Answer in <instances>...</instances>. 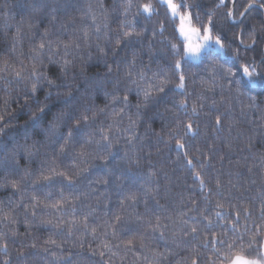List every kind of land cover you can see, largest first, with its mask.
I'll list each match as a JSON object with an SVG mask.
<instances>
[{"label": "snow or ice", "instance_id": "6c2138e0", "mask_svg": "<svg viewBox=\"0 0 264 264\" xmlns=\"http://www.w3.org/2000/svg\"><path fill=\"white\" fill-rule=\"evenodd\" d=\"M61 9V0H31L30 16L15 25L9 12L0 11V31L6 35L15 28L9 46L0 49L6 57L0 59V88L21 89L12 102L22 99V108L27 109L23 114L28 116L22 132L5 122L6 115L9 121L15 117L9 115V100H4L0 188H10L12 196L0 201V264H12L13 259L28 264L30 255L36 258L32 264H73L71 249L83 250L86 244L99 264H123L128 253L133 264H264V151L253 154L254 164L246 163V156L241 158L244 163L237 160L228 173L238 177L240 168L260 169L262 182L255 194L238 180H223L218 170L212 175L213 157L208 154L216 151L218 141L229 152L234 150L230 140L222 141L218 135L225 128L229 137L234 128L239 137L245 134L239 124L250 113L260 112L264 120V105L250 95L257 87L264 88V48L258 57L247 55L257 51L264 33L245 23L253 12L264 14V0H113L111 9L103 0L95 5L88 0L80 9L79 26L73 21L71 34L55 30ZM141 16L157 19L151 28L138 31ZM113 23L118 30L111 28ZM85 54L89 61L102 62V74L76 71ZM205 61L210 75L201 78L198 92H190L189 81L193 86L197 82L192 79L195 73L186 70ZM244 96L248 104L241 103ZM101 97L103 107L95 103ZM205 107L216 113L211 134L204 132L211 143L208 152L196 148L190 155L188 138L201 134L194 118ZM157 120L160 131L153 126ZM145 124L141 134L138 128ZM150 137L178 150L173 163L190 170L199 198L172 192L169 171L157 168L150 152L144 154ZM244 147L251 152V138ZM41 154L45 159L36 169H21V160L34 164ZM61 157L71 163L61 167L57 163ZM145 160L147 171L142 170ZM94 171L106 175L92 177ZM161 179L169 183L162 185ZM138 180V190L132 191ZM249 183L256 185L255 180ZM56 184L62 187L53 198ZM113 188L120 212L110 209ZM16 196L19 199H13ZM102 200L103 219L92 223L99 219ZM141 202L143 212L138 210ZM84 208L87 211L78 215ZM21 224L24 233L19 231ZM34 228L53 229L66 239L58 242L50 236L38 245L32 237L13 256L8 240L31 237ZM88 236L99 243L93 247Z\"/></svg>", "mask_w": 264, "mask_h": 264}, {"label": "trees", "instance_id": "16d2710c", "mask_svg": "<svg viewBox=\"0 0 264 264\" xmlns=\"http://www.w3.org/2000/svg\"><path fill=\"white\" fill-rule=\"evenodd\" d=\"M88 0H80V3L77 4L75 0H61L62 3V9L59 13L56 14V22H55V30L58 31H67L69 34H71L75 28L73 26V21H75V26H79L80 24V16L82 15V12L80 9H82L84 6H86V3ZM91 2L95 5L97 3V0H91ZM141 2H146V0H141ZM242 3L243 0H240ZM31 3V0H0V11L9 12L11 16L13 17L11 19V23L15 25L18 23L21 19H27L30 16L29 11V5ZM103 3L105 7L111 9L113 6V0H103ZM135 11V10H133ZM239 11V8H238ZM131 18V17H130ZM138 23H137V30H141L142 28H151L153 24L155 23V20L157 17L153 16L152 20H146L143 16L138 17ZM34 23H38V20H34ZM47 23V21H46ZM245 23L249 26V29L251 27H255L258 33H264V14L257 15L255 12H253L245 21ZM63 25V27H62ZM111 28L113 30H118V24L113 23L111 25ZM239 31V29H237ZM15 28L13 27L10 29L7 34L5 35L3 31H0V49H6L10 44V36L14 34ZM229 37L231 38V33H229ZM67 38V37H65ZM247 39V37H245ZM28 47V41H25L24 48L25 51ZM157 47H160V45H157ZM260 48H264V41L260 42L257 51L255 52H249L247 55L249 57L251 56H257L259 55ZM124 50L121 51L120 55L123 56ZM92 55L95 57V49L92 50ZM6 58L5 55H0V59ZM12 58V57H7ZM145 63L148 62V58L144 57ZM109 62L111 63V57H109ZM207 61L204 62V64L199 65L198 67L193 66L189 69H187V72L195 73V75L192 77L193 80H195L197 83L196 85H192L191 81H189V91L196 93L199 91V81L201 78L207 79L210 75L209 73L205 72V67L207 65ZM83 68L84 75L85 76H96L98 73L102 74L104 72V68L102 67V62H97L96 59H93L91 61L88 60L87 55H84V63L80 64L78 63L76 71L79 72L80 69ZM21 89L16 88L15 86L10 87L8 91H4L2 88H0V114H3L4 110V100H9V115L15 117V119L9 121L8 116L5 117V122H9L11 124H14L17 126L18 129L22 132V126L24 125L25 121L28 119L27 115H24V112H27V109L22 108L23 101L22 99L19 100V102H12L13 99L20 96ZM226 94V93H225ZM250 95L254 96L257 100V103L264 105V88L257 87L255 91H251ZM42 96V94H41ZM219 99V95L216 97ZM192 99H195V94L193 95ZM241 103L248 104L249 101L246 96L240 98ZM95 103L103 107L104 100L101 97L100 99L96 100ZM210 103V101H209ZM117 107H120L119 105ZM239 108L237 106V114H238ZM216 113L212 112L210 108L205 107L203 111L199 114L198 117H195L194 119L200 124L201 128V134L197 137H189L188 140L192 145V148L190 149V155H192L195 152L196 148H200L205 152H208L209 144L211 143L210 139H206L204 136L205 130L211 134V125L214 123V117ZM183 118V117H182ZM103 119V117H101ZM249 121L253 123H249ZM125 126L127 125V119H125ZM261 124H264V120L261 119V113L260 112H253L250 113L245 121H242L239 124V128L245 133L243 136H237V131L234 128L232 130L231 136L229 137V133L227 128L224 129L221 133L218 135L221 137L222 141L227 142L228 140L231 141L233 144L234 150L232 152H229V150L224 146V143L217 142L215 147L216 151L214 153H208L210 156H212L211 163L214 165L213 169H210V173L212 175H215L217 170L222 174V179L227 181L229 179H232L233 181H239L241 185L249 186L251 189V193L255 194V192L258 190L261 182H262V171L258 168H254L252 172H248L246 168H240L238 171L241 173L240 176L232 175L229 176V170L231 169L232 164H234L237 160H241L242 157H248V160L246 163L248 164H254L256 163L255 160L252 159L253 154L259 153L261 151H264V129L261 128ZM147 125H142L138 128V131L142 134L144 127ZM157 131H160L161 128V122L157 120V122L153 125ZM12 134L11 132L9 133ZM249 138H251V143L253 144V148L251 152H249L247 149H245V145L249 143ZM17 139L22 140V136L18 135ZM150 143H147V146L144 148V154L147 155L149 152L151 153V160L155 162L156 167L159 168L163 166L166 170L169 171L170 176V183H171V190L173 193H183L185 198L189 195L196 196L199 198V192L196 186V182L194 180V177L191 175L190 170L187 167H178L176 164L173 163V161L176 160L178 156V150L173 146L172 148H165L163 144H156L155 138L150 137L149 138ZM121 144H123V140L120 141ZM174 144V142H173ZM159 149V154L158 150ZM243 149V151H241ZM48 151L49 157L52 155L51 150L49 149H42L41 152ZM123 155V151H121L120 156ZM223 156L224 159L221 162L220 157ZM45 157L43 154L40 156L35 157L36 163L29 164L27 160H21V169L23 167L27 166L32 169H36L41 161H43ZM120 157H117V160L119 161ZM203 159V158H202ZM183 162V158L181 157V163ZM195 162V161H194ZM242 163H244L243 160H241ZM57 163L63 167L67 164H70L71 161L69 159L65 158H57ZM198 167V166H197ZM144 171H147V160L144 161ZM233 172L237 171L236 169H232ZM98 175H106L103 171H94L92 174V177L98 176ZM3 173H0V181L3 180ZM90 177V178H92ZM18 178V177H16ZM125 181H127V177H124ZM255 180L256 185L251 186L250 181ZM161 184L169 183V181H164L161 179ZM140 181H137V187H132V191L138 190V185ZM62 187L60 184H56L51 191L53 192V198H56L58 196V189ZM100 191L102 192L103 189L101 188ZM111 193V203H110V209L111 212H120V206H119V198L116 195L115 189L109 190ZM163 195V192H162ZM9 196H12V190L10 188H0V201H6ZM13 199H19L18 196L13 197ZM175 203H179V198L175 197ZM93 204H95V201H91ZM166 201L164 199L160 200V203H165ZM149 207H152V203H149ZM104 208V202L101 201L100 208L98 210L97 216L99 219H91L90 222L92 223H99L103 219V211ZM138 210L140 212L144 211V204L141 202L138 205ZM83 211H87L86 208L84 209H78V215L81 214ZM21 218H23L21 216ZM19 231L21 233H24L26 230L24 226L21 224L19 226ZM52 237L53 239H56L58 242L66 239L63 235H57L55 233V230L53 229H38L34 228L32 229V236L25 238L24 236L19 237L15 242L10 238L8 240L10 251L13 252V256H15V252L20 249L21 244L31 243L32 237H35L36 242L38 245H41L44 240L48 239L49 237ZM128 238V237H126ZM87 243H91L93 247H95L99 243V239L93 241L92 237L88 236L85 238ZM161 249L163 248V245H158ZM70 247L69 245H66V250ZM25 252H32V249H22ZM74 253V259L73 264H99V257H91L89 255V248L87 247V244L83 250L79 248L71 249ZM83 253L82 255H75L76 253ZM186 252H182L181 255H186ZM179 257H177L178 259ZM0 259H3V254H0ZM36 259L33 256L28 257V264H32L33 260ZM106 259V258H105ZM134 257L131 253H128L127 259L123 262V264H133ZM12 264H21L20 261H17L16 259H13ZM117 264H121L120 261H117Z\"/></svg>", "mask_w": 264, "mask_h": 264}]
</instances>
